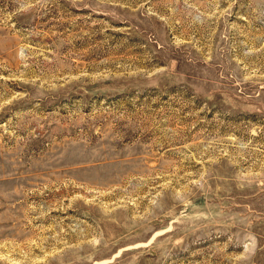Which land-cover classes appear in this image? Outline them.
I'll use <instances>...</instances> for the list:
<instances>
[{
  "label": "rangeland",
  "instance_id": "1",
  "mask_svg": "<svg viewBox=\"0 0 264 264\" xmlns=\"http://www.w3.org/2000/svg\"><path fill=\"white\" fill-rule=\"evenodd\" d=\"M0 264H264V0H0Z\"/></svg>",
  "mask_w": 264,
  "mask_h": 264
}]
</instances>
